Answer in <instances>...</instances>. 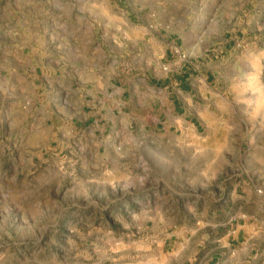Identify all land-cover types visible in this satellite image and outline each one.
Listing matches in <instances>:
<instances>
[{
	"label": "rangeland",
	"instance_id": "rangeland-1",
	"mask_svg": "<svg viewBox=\"0 0 264 264\" xmlns=\"http://www.w3.org/2000/svg\"><path fill=\"white\" fill-rule=\"evenodd\" d=\"M133 1L0 0V264H179L178 251L154 252L169 232L202 240L207 210L237 183L264 196V0H206L213 46L231 43L200 133L68 151L65 62L104 53L97 32L116 17L120 35ZM202 5L191 0L192 15Z\"/></svg>",
	"mask_w": 264,
	"mask_h": 264
},
{
	"label": "crops",
	"instance_id": "crops-1",
	"mask_svg": "<svg viewBox=\"0 0 264 264\" xmlns=\"http://www.w3.org/2000/svg\"><path fill=\"white\" fill-rule=\"evenodd\" d=\"M205 6L203 0L202 11L192 15L191 0H135L120 35L111 16L109 32H97L109 41L104 53L98 44L84 64L65 62L71 81L59 98L69 123V152H107L121 134L175 139L200 133L195 130L207 125L231 43L213 46ZM80 70L86 75L78 83L73 79ZM257 189L253 182L237 183L207 210L197 228L202 240L193 239L194 230L186 240L181 227L158 241L154 252L168 259L178 251L179 264L190 247L197 264H264V196Z\"/></svg>",
	"mask_w": 264,
	"mask_h": 264
},
{
	"label": "built area",
	"instance_id": "built-area-1",
	"mask_svg": "<svg viewBox=\"0 0 264 264\" xmlns=\"http://www.w3.org/2000/svg\"><path fill=\"white\" fill-rule=\"evenodd\" d=\"M259 192H262V190H259Z\"/></svg>",
	"mask_w": 264,
	"mask_h": 264
}]
</instances>
